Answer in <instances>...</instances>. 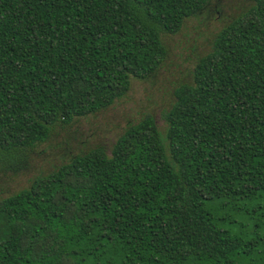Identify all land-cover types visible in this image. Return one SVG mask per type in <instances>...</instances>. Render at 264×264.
Returning <instances> with one entry per match:
<instances>
[{
  "label": "trees",
  "instance_id": "16d2710c",
  "mask_svg": "<svg viewBox=\"0 0 264 264\" xmlns=\"http://www.w3.org/2000/svg\"><path fill=\"white\" fill-rule=\"evenodd\" d=\"M208 0H0V169L153 75ZM147 115L0 198V264H264V0Z\"/></svg>",
  "mask_w": 264,
  "mask_h": 264
},
{
  "label": "rangeland",
  "instance_id": "374dc122",
  "mask_svg": "<svg viewBox=\"0 0 264 264\" xmlns=\"http://www.w3.org/2000/svg\"><path fill=\"white\" fill-rule=\"evenodd\" d=\"M252 0H208L195 16L185 19L180 29L163 37L166 57L160 68L145 79H130L124 96L95 113L78 117L67 125H58L26 156L1 167L0 198L26 186L70 157L93 147L106 151L129 123L149 115L163 132L161 116L172 99V90L190 82V73L198 57L208 52L216 33L243 12Z\"/></svg>",
  "mask_w": 264,
  "mask_h": 264
}]
</instances>
